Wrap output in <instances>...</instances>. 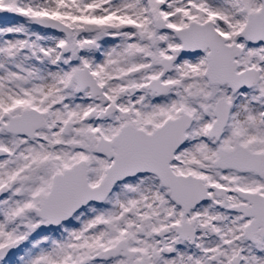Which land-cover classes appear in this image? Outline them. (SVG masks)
Listing matches in <instances>:
<instances>
[{"label": "snow or ice", "instance_id": "obj_1", "mask_svg": "<svg viewBox=\"0 0 264 264\" xmlns=\"http://www.w3.org/2000/svg\"><path fill=\"white\" fill-rule=\"evenodd\" d=\"M0 264H264V0H0Z\"/></svg>", "mask_w": 264, "mask_h": 264}]
</instances>
